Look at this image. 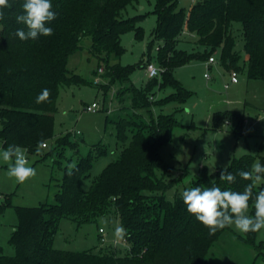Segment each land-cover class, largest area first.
I'll use <instances>...</instances> for the list:
<instances>
[{
    "label": "trees",
    "instance_id": "1",
    "mask_svg": "<svg viewBox=\"0 0 264 264\" xmlns=\"http://www.w3.org/2000/svg\"><path fill=\"white\" fill-rule=\"evenodd\" d=\"M57 18L47 26L53 29L50 36L21 41L15 36L17 29L27 30L16 21L22 13L23 0H9L11 8L4 9L5 18L0 20V139L2 147L16 144L27 153L37 154L43 143L55 139L59 146L77 149L78 143L71 134L57 137L54 133L55 114L61 89L88 82L68 69L71 55L82 49L81 42L91 40L90 53L106 65L110 85L116 81L131 83L135 66L109 64L112 58L123 55L122 36L134 32L143 38L139 25L147 14L122 18L128 6L140 0H51ZM179 0H155L153 14L157 23L153 39L147 46L149 58L158 41L156 62L162 69L158 77L149 79L143 88L131 86V107L134 111L147 110L152 106L172 101L182 104L192 95L175 77L174 70L193 61H208L219 52V60L226 70L241 69L238 65L241 53L235 50L236 37L233 24L241 23L244 38L243 51L247 56L243 70L249 79L264 81V0H199L186 13L178 8ZM189 35H195L196 44L204 51L178 49V43ZM170 86L184 93L183 98L167 97L154 103L151 100L156 87ZM51 91L50 101L36 103L42 89ZM109 85L105 86L107 90ZM135 113L115 122L117 138L124 142L127 131L131 141L121 157L109 163L97 181L83 190L82 181L90 176L95 156L79 158L78 171L67 175V168L52 203L36 207H19L18 225L9 243L15 254H4L0 246V264H210L206 256L221 235L230 230L226 227L215 235L190 215L183 204L182 193L173 200L167 192L177 179L167 182L158 178L156 169L165 167L160 155L162 147L171 141V131L179 126L175 114L151 116L149 122L138 119ZM235 121L234 134L241 133L244 115L227 112L216 114L214 128ZM239 130V131H238ZM42 141V143H41ZM107 149L97 147V155L105 156ZM259 161L264 163V157ZM255 156L246 154L234 158L228 166L236 174L250 170ZM219 168L210 174L206 168L192 181L190 187H211L212 181L222 190L243 191L250 181L238 175L229 184L219 179ZM186 188V189H188ZM185 189V190H186ZM264 189V183L253 189L254 194ZM1 210V207H0ZM250 214H254L250 201ZM101 216L119 219L127 230L124 238L129 249H107L70 252L55 249L54 239L60 221L68 218L78 225L94 222ZM258 232L247 233L239 239L258 248ZM262 245V244H261Z\"/></svg>",
    "mask_w": 264,
    "mask_h": 264
},
{
    "label": "rangeland",
    "instance_id": "2",
    "mask_svg": "<svg viewBox=\"0 0 264 264\" xmlns=\"http://www.w3.org/2000/svg\"><path fill=\"white\" fill-rule=\"evenodd\" d=\"M193 1L199 0H179L178 8L187 13ZM154 6L155 0H140L139 4L128 6L121 13L122 18L147 14L139 23L143 29V38H137L134 32L124 34L121 41L123 55L109 61V64L135 66L131 83L116 81L110 85L105 63L90 53L91 40L88 37L82 40V49L70 56L68 69L85 79L88 84L61 89L54 133L56 137L70 133L71 139L78 143L77 149L59 146L55 139H52L47 141V148L41 147L37 154L26 152L30 165L37 169V175L22 184L5 175L7 165L0 160V246L4 254H15L9 240L19 223L17 208L52 203L67 165L77 164L79 158L92 154L95 156L92 171L90 176L82 181L83 190H88L91 184L98 180L103 169L119 159L123 149L129 145L131 131H127L124 142L119 141L115 122L133 116L134 112L139 114L138 119L146 122H149L151 116L157 117L161 114H175L179 122V126L171 131V141L160 150L166 166L156 169L158 178L167 182L174 179L178 181L167 192L169 200H173L177 193L181 194L190 187L204 168L214 174L219 168L229 166L234 158L251 154L255 156L256 162L261 156L264 157V81L249 79L246 69L243 70L247 56L243 51L241 23L233 24V34L237 41L235 50L241 53L238 62L241 69L226 70L219 60V52L214 53L212 56L216 58L215 64L193 61L175 69L174 77L192 92L185 103L172 101L154 105L151 113L145 109L133 110L131 91L128 88L132 85L137 88L145 86L150 79L146 70L149 63H154L160 68L156 62L160 43L156 41L150 58L147 51L157 23L156 16L152 13ZM184 35L187 37L184 36L178 43V49L188 52L205 50V47L196 44V37L188 33ZM232 72L238 74L239 81L236 84L231 83ZM205 74L209 77H205ZM157 79L161 82V74ZM107 85L109 88L106 90ZM184 95L170 86L156 87L151 100L158 103L170 96L183 98ZM94 102L100 105L101 110L95 113L86 111L85 107ZM229 111L244 115L243 128L238 136L234 134L237 124L235 121L224 124L220 129L214 128V116ZM1 127L0 122V129ZM99 145L106 147L105 156L97 155ZM0 149H3L1 139ZM120 225L119 219L113 216H101L94 222L82 225L63 218L53 246L55 249L70 252H99L109 248L126 252L129 245L124 239H117L114 235L115 228ZM230 228L210 248L206 256L208 263L264 264V229L258 233L256 243L260 246L256 248L239 239L244 233L236 230L234 226Z\"/></svg>",
    "mask_w": 264,
    "mask_h": 264
},
{
    "label": "clouds",
    "instance_id": "3",
    "mask_svg": "<svg viewBox=\"0 0 264 264\" xmlns=\"http://www.w3.org/2000/svg\"><path fill=\"white\" fill-rule=\"evenodd\" d=\"M11 7L9 0H0V20L5 18L4 9ZM22 10L15 17L27 29L15 31V36L21 41L36 40L41 35L53 34V29L47 26L57 18L51 0H23ZM50 96V89L44 88L37 95L36 103L49 102ZM26 151L16 144L0 149V160L7 165L5 175L21 184L37 175V169L30 165ZM67 169L69 176L79 170L75 163L68 164ZM237 175L250 181L243 191L222 190L212 181L211 187H191L182 193L187 212L208 229L209 235H215L218 231L232 226L245 234L264 229V189L256 194L253 192L258 184L264 182V163L256 161L250 170H239L236 174L229 171L227 165L219 171V179L229 184L236 182ZM250 201L253 202L254 214H249ZM114 235L122 240L128 234L120 225L115 228Z\"/></svg>",
    "mask_w": 264,
    "mask_h": 264
},
{
    "label": "built area",
    "instance_id": "4",
    "mask_svg": "<svg viewBox=\"0 0 264 264\" xmlns=\"http://www.w3.org/2000/svg\"><path fill=\"white\" fill-rule=\"evenodd\" d=\"M216 63V58L214 56L210 57L209 60L207 61V64L212 65ZM147 70V75L148 78L152 79L155 77H158L161 73V69L158 68L154 63H149L146 67ZM102 71V70H101ZM205 77H209L207 74H205ZM238 74L237 72H232L231 73V83H238ZM228 87V85H226V88ZM85 110L91 113H95L97 111L101 110L100 105L97 102L92 103L91 105H87L85 107ZM43 148L47 147V143H43L42 144Z\"/></svg>",
    "mask_w": 264,
    "mask_h": 264
},
{
    "label": "crops",
    "instance_id": "5",
    "mask_svg": "<svg viewBox=\"0 0 264 264\" xmlns=\"http://www.w3.org/2000/svg\"><path fill=\"white\" fill-rule=\"evenodd\" d=\"M197 1H193V3H192V6L196 3ZM191 6V7H192ZM141 8H143V7H141ZM191 9V8H190ZM188 32L187 31H185V34H187ZM192 36H194V37H196L195 35H192ZM207 62V61H206ZM113 64H117V63H113ZM175 71V70H174ZM57 138V137H56ZM48 146V145H47ZM47 148V147H46Z\"/></svg>",
    "mask_w": 264,
    "mask_h": 264
}]
</instances>
